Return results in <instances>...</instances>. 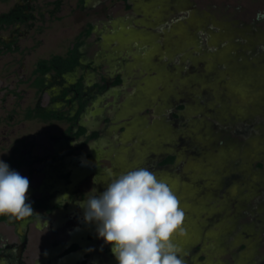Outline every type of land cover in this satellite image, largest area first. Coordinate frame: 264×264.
<instances>
[{
  "label": "rangeland",
  "instance_id": "1",
  "mask_svg": "<svg viewBox=\"0 0 264 264\" xmlns=\"http://www.w3.org/2000/svg\"><path fill=\"white\" fill-rule=\"evenodd\" d=\"M15 1L0 0V13ZM55 2L34 0L35 17L17 27L28 31L17 36L21 48L0 53V141H10L0 142V160L38 125L23 126L21 113L8 117L19 99L6 89L28 88L19 79L34 62L63 54L91 22L83 50L124 80L90 116L104 128L90 144L98 149L86 169L94 188L110 182L109 169L146 168L185 211L186 235L174 239L185 264H264V16L257 18L264 0H129L130 8L124 0H86L84 8L79 0ZM13 29L0 30V45ZM33 100L28 90L24 105ZM47 128L54 134L61 124ZM167 155L174 161L161 165ZM99 257L117 264L108 252Z\"/></svg>",
  "mask_w": 264,
  "mask_h": 264
},
{
  "label": "flooded vegetation",
  "instance_id": "2",
  "mask_svg": "<svg viewBox=\"0 0 264 264\" xmlns=\"http://www.w3.org/2000/svg\"><path fill=\"white\" fill-rule=\"evenodd\" d=\"M33 1L17 0L7 11L0 13L21 11L23 18L0 25V30L14 27L9 33L10 41L4 38L0 45L3 55L21 48L16 43L17 36L26 37L28 31H18L17 27L28 25L35 17L32 12ZM56 2L59 6L60 0ZM85 2L79 0L80 8H84ZM124 2L128 8L129 0ZM92 30L93 25L88 22L75 43L67 47L63 54L39 57L28 76L19 79L28 88H18L13 83L6 89L8 98L14 101L19 99L17 110L15 107L8 117L13 118L21 113L20 123L23 126L30 121L38 124L35 130L15 139L3 161L10 170L28 178L30 187L27 202L32 204L39 216L34 214L24 220L0 216V264H106L105 257V261L101 262L99 255L102 252L112 254L111 245H96L99 239L96 224L84 221V211L77 203L87 199L85 195L96 184L95 177L91 178L87 170L91 163L94 164L98 149L90 144L99 140L104 128L91 122L90 116H99L96 103L124 83L122 71H102L87 55L88 52L83 50L84 41ZM55 55L65 60L55 63L46 61ZM51 64L53 66L48 70ZM22 65L21 68H24ZM28 90L34 92L33 105L31 102L24 105L23 99ZM4 95H0V101H6ZM54 122L61 124V128L53 134L47 125ZM103 122H109V119L104 117ZM8 141L3 135L0 142L9 144ZM173 161L174 156L167 155L159 163L163 165ZM51 171L54 174L48 178ZM99 183L97 194L106 189L105 181ZM50 185L51 188H48ZM65 194L68 197L58 201ZM56 209H60L65 218L57 226H49L45 219Z\"/></svg>",
  "mask_w": 264,
  "mask_h": 264
},
{
  "label": "clouds",
  "instance_id": "3",
  "mask_svg": "<svg viewBox=\"0 0 264 264\" xmlns=\"http://www.w3.org/2000/svg\"><path fill=\"white\" fill-rule=\"evenodd\" d=\"M262 16L257 13L258 19ZM107 173L111 179L106 189L97 194L93 188L77 203L84 221L95 222L98 238L111 245L117 264H185L183 249L174 239L186 235V216L172 187L142 167L119 175L110 169ZM29 187L27 177L0 160V216L16 220L39 216L27 202Z\"/></svg>",
  "mask_w": 264,
  "mask_h": 264
},
{
  "label": "trees",
  "instance_id": "4",
  "mask_svg": "<svg viewBox=\"0 0 264 264\" xmlns=\"http://www.w3.org/2000/svg\"><path fill=\"white\" fill-rule=\"evenodd\" d=\"M82 2V0H81ZM58 3V1L56 2ZM127 7H129V4H127ZM21 11L19 12H14V11H9L8 13H3L0 15V25L3 24V23H11V22H14L16 21V19H23L21 17ZM89 32V28H87L86 30V33ZM77 44V43H76ZM57 60H62L64 61L65 58L63 59L62 57L58 56V55H55V56H52L50 58H48L46 61L48 63H55ZM52 64L48 66V70H50L52 68ZM51 115V114H50Z\"/></svg>",
  "mask_w": 264,
  "mask_h": 264
},
{
  "label": "crops",
  "instance_id": "5",
  "mask_svg": "<svg viewBox=\"0 0 264 264\" xmlns=\"http://www.w3.org/2000/svg\"><path fill=\"white\" fill-rule=\"evenodd\" d=\"M65 218V214H63L60 209H56L47 219V225L49 226H57L60 221H62Z\"/></svg>",
  "mask_w": 264,
  "mask_h": 264
}]
</instances>
